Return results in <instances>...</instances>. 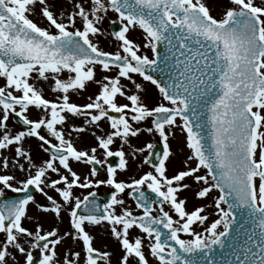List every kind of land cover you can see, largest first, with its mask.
<instances>
[{
	"label": "snow or ice",
	"instance_id": "6c2138e0",
	"mask_svg": "<svg viewBox=\"0 0 264 264\" xmlns=\"http://www.w3.org/2000/svg\"><path fill=\"white\" fill-rule=\"evenodd\" d=\"M213 11L0 0V264H264V0Z\"/></svg>",
	"mask_w": 264,
	"mask_h": 264
},
{
	"label": "rangeland",
	"instance_id": "374dc122",
	"mask_svg": "<svg viewBox=\"0 0 264 264\" xmlns=\"http://www.w3.org/2000/svg\"><path fill=\"white\" fill-rule=\"evenodd\" d=\"M211 3H213L214 5V11H213V15L217 16V18H219L220 16V13H221V10L222 8L226 7L227 4H228V0H210ZM110 16L112 19H115V14H111L110 13ZM33 19L38 23V24H42L43 22L38 18V17H33ZM104 29L106 31H109L110 32V26H109V23L108 21L106 20L104 22V25H103ZM132 38H134L135 40H137V42H140L142 40V37L140 36L139 33H132ZM100 43H101V46L105 49V50H109V51H113L115 50V41L112 39L111 36H108L107 38H104V37H101L100 38ZM149 55H151L149 53ZM148 88L150 90V93L151 95H155L156 94V90L154 88V86H151L150 84L148 85ZM50 95V94H49ZM79 102H83V101H79ZM124 102V101H122ZM77 123H79V121H77ZM149 138L147 136L145 137H142L140 140H134L133 143L138 145V146H142V144L148 140ZM89 142H92V141H89ZM157 142H158V138H157ZM32 144V147H33V155L39 159L41 156H43V153H41L38 149V146H37V142L35 140H33L31 142ZM119 146V142H117V144L113 145V149L115 150L117 147ZM172 147L173 148H177V143L174 141L173 144H172ZM125 151L127 152L128 149H127V146H125ZM131 163V161H130ZM142 170H147L146 168L145 169H142ZM137 172V167H136V164L135 163H132V170L131 172L129 173V175H132V174H135ZM103 175V174H101ZM121 179H126L125 176H121L120 177ZM107 189V191H109L111 188L107 187V186H103L101 185L98 189H96V191H99V192H103ZM11 194L10 192H7L6 190V195H9ZM77 194H86V192L84 193H81L80 190H77ZM213 195H216V193H213ZM36 196V199L40 200L41 202H45L44 201V198L39 194H35ZM199 203V202H197ZM128 204L129 206H131L134 210H135V205L133 204L132 201H128ZM55 223V221L52 220L51 217H48L46 222H45V228H50L53 224ZM29 227H32V225H28ZM62 228H66L67 227V224L65 223L64 225H61ZM94 234L96 235V246L97 247H101V245H106L108 247H115V243L110 240L107 235L100 229H97L95 230Z\"/></svg>",
	"mask_w": 264,
	"mask_h": 264
},
{
	"label": "water",
	"instance_id": "95a60500",
	"mask_svg": "<svg viewBox=\"0 0 264 264\" xmlns=\"http://www.w3.org/2000/svg\"><path fill=\"white\" fill-rule=\"evenodd\" d=\"M112 30V29H111ZM162 147L161 145H158V149ZM114 159V158H113ZM111 193V192H110ZM110 193H104L100 197L104 198L105 200L110 196ZM11 196V195H10Z\"/></svg>",
	"mask_w": 264,
	"mask_h": 264
}]
</instances>
